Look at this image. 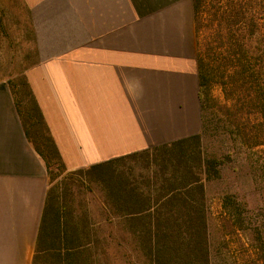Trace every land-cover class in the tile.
<instances>
[{
  "label": "trees",
  "instance_id": "obj_1",
  "mask_svg": "<svg viewBox=\"0 0 264 264\" xmlns=\"http://www.w3.org/2000/svg\"><path fill=\"white\" fill-rule=\"evenodd\" d=\"M193 9L198 133L67 170L28 84L17 81L16 109L49 184L31 264H100L86 204L62 199L65 181L99 185L100 238L127 261L134 240L140 264H216L228 254L233 264H264V0H193ZM125 159L143 161L144 173ZM211 184L220 187L216 213ZM113 256L105 250L103 263Z\"/></svg>",
  "mask_w": 264,
  "mask_h": 264
},
{
  "label": "crops",
  "instance_id": "obj_2",
  "mask_svg": "<svg viewBox=\"0 0 264 264\" xmlns=\"http://www.w3.org/2000/svg\"><path fill=\"white\" fill-rule=\"evenodd\" d=\"M25 80L67 168L198 133L193 0H0V264H31L48 191Z\"/></svg>",
  "mask_w": 264,
  "mask_h": 264
},
{
  "label": "rangeland",
  "instance_id": "obj_3",
  "mask_svg": "<svg viewBox=\"0 0 264 264\" xmlns=\"http://www.w3.org/2000/svg\"><path fill=\"white\" fill-rule=\"evenodd\" d=\"M23 91H24V87H23ZM215 93H218V92H215ZM24 99H27V98L24 97ZM122 163H124L127 166L128 165L132 166V171L135 175H138L141 172L144 173L145 171L143 170V167H142L143 165L142 163L144 162L141 160H138L137 162H132L131 159H125ZM86 167L87 166L78 168V169H84ZM78 169H75V170H78ZM75 177L80 179L79 180L80 182L84 181V176L78 172L75 174ZM65 182L68 188L65 189V191H63L62 199L64 200L65 197L68 196L66 198H68L69 203L73 205L74 207H78L80 204L82 205L86 204L89 220L92 224V227L94 228V231L96 232V235L94 236V238H97V239L96 241L94 240L95 242H94L93 248L96 252H98L97 255H98L100 264H104L103 262H104V251L105 250L111 251V253L114 255L111 260L112 264H140V259L138 256L139 247L136 245V241L134 240L127 241L129 242L128 252L130 253L129 260L127 261L125 260V258H120L119 255H117V253L115 252V250L117 251L116 247L114 249L112 245L106 246L104 241L100 238L103 235V229L105 227V223L103 222L104 215L101 214L100 206H99L101 202V192L99 190V185L94 184V182L88 183L87 180H85V182L88 183L86 184V187L84 185L80 186L79 182H69V181H65ZM219 190H220V187L216 184H211L208 187L207 197H208V201L211 204V209L213 213H216V211L219 210V202L217 200V194H216ZM67 191H69V193H67ZM122 242L123 244L121 247L126 245L124 241ZM229 245H230V251L236 253L237 243L230 242ZM227 256H228V258H226L227 261L225 260V262L223 263L217 262L216 264H233L232 262L233 258L230 257V254H228Z\"/></svg>",
  "mask_w": 264,
  "mask_h": 264
}]
</instances>
